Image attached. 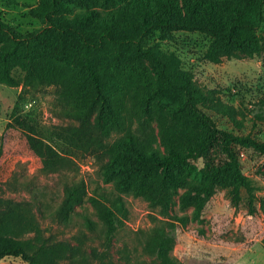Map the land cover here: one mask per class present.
Masks as SVG:
<instances>
[{
	"label": "rangeland",
	"instance_id": "374dc122",
	"mask_svg": "<svg viewBox=\"0 0 264 264\" xmlns=\"http://www.w3.org/2000/svg\"><path fill=\"white\" fill-rule=\"evenodd\" d=\"M40 1L0 0V19L20 35L32 33L43 27V22L30 13ZM125 4L123 0V7ZM80 5L94 12L96 22L116 14L120 8L117 1L104 0ZM81 9L77 11L82 12ZM259 32L263 36L259 56L249 59L238 50H230L224 53L220 64L204 58L211 42L205 33L175 31L163 38L154 32L150 42L175 54L180 71L192 74L202 96L198 116L179 112L178 104L173 102L153 101L146 108L144 95L130 92L123 97L118 123L109 120L108 126H102L97 112L89 118L85 135L96 139V145L87 150L66 142L69 128L79 129L81 123L73 115L74 107L61 102L59 87L32 79L21 68H14L16 84L0 81V135L16 116H27L38 136L61 155L71 158L77 168L73 172L44 175L32 160L17 159L9 178L0 180V215L16 204L31 206L42 236L50 243L67 247V258L58 264H148L152 258L144 246L150 232L157 226L169 230L170 224L177 227L169 256L183 264H264V152L233 146L242 173L256 190L252 214L246 202L232 204L223 188L217 190L200 217L195 216V203H183L193 184L204 183L210 171L225 162L220 142L206 158L193 162L192 166L203 172L201 176L196 169L179 174L184 183L170 189L167 206L118 189L113 182L106 181L103 171L110 152L130 134L139 138L141 146H149L161 156L170 155L173 147L186 152L206 133L200 122L202 114L230 134L264 142V25ZM67 73L79 81L78 72ZM75 183L80 188L79 201L67 208L63 206L65 188ZM243 196L247 198L245 191ZM105 208L113 210L118 221L112 233H108L103 218ZM181 217H186L185 224L176 219ZM0 264L28 263L23 258L8 257Z\"/></svg>",
	"mask_w": 264,
	"mask_h": 264
},
{
	"label": "trees",
	"instance_id": "16d2710c",
	"mask_svg": "<svg viewBox=\"0 0 264 264\" xmlns=\"http://www.w3.org/2000/svg\"><path fill=\"white\" fill-rule=\"evenodd\" d=\"M92 1L41 0L30 13L43 22V27L24 36L0 19V81L16 84L12 70L19 67L32 79L57 85L61 102L74 107L73 115L81 123L79 129L69 128L65 136L67 143L79 149L96 145V139L85 135L93 113L97 112L102 126H108L109 120L118 123L123 97L130 92L144 95L146 108L153 101L173 102L178 104L179 112L198 116L202 96L192 74L180 71L175 54L150 42L154 32L163 38L175 31L207 34L211 42L204 58L214 64L222 63L224 53L230 50H238L249 59L262 52L263 36L259 30L264 25V0H126L124 7L123 0H104L117 1L120 8L100 22L95 21L93 11L80 5ZM74 71L79 74L78 82L67 73ZM200 122L206 133L186 152L173 147L170 155L161 156L149 146H141L139 138L131 134L120 140L104 166L106 181L124 192L145 196L155 205L167 206L170 189L184 183L179 174L196 169L193 162L206 158L220 142L225 162L214 167L204 183L193 184L183 203H195V216L200 217L217 190L223 188L232 204L238 206L244 201L249 212L254 213L256 190L242 173L233 146L264 152V142L230 134L205 114L200 116ZM19 158L32 160L44 175L77 168L71 158L38 136L27 116H16L0 135V180L9 178ZM202 173L197 171V175ZM79 196L76 183L67 185L63 206L73 207ZM103 218L108 233H112L118 222L113 210L105 208ZM176 219L186 223V217ZM170 226L169 230L157 226L150 232L144 246L152 258L148 264H183L169 256L177 227ZM29 234L34 236L26 237ZM66 252L65 244L50 243L42 236L31 206L16 204L0 215V261L14 257L23 258L28 264H58L67 258Z\"/></svg>",
	"mask_w": 264,
	"mask_h": 264
}]
</instances>
